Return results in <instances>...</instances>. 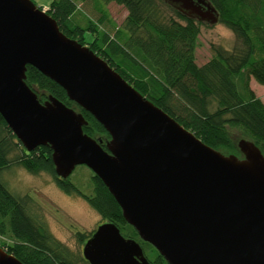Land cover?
Here are the masks:
<instances>
[{
  "label": "water",
  "instance_id": "1",
  "mask_svg": "<svg viewBox=\"0 0 264 264\" xmlns=\"http://www.w3.org/2000/svg\"><path fill=\"white\" fill-rule=\"evenodd\" d=\"M202 22L209 0H164ZM27 65L62 86L111 139L84 132V115L53 95L40 101ZM0 113L28 151L49 146L55 171L87 165L140 238L169 264H264V154L239 138L224 154L141 94L89 46L68 37L33 0H0ZM89 264H152L141 244L104 221L82 249ZM0 264H24L0 245Z\"/></svg>",
  "mask_w": 264,
  "mask_h": 264
},
{
  "label": "trees",
  "instance_id": "2",
  "mask_svg": "<svg viewBox=\"0 0 264 264\" xmlns=\"http://www.w3.org/2000/svg\"><path fill=\"white\" fill-rule=\"evenodd\" d=\"M209 1L218 10L219 22L235 33L237 43L231 49L215 47L214 56L201 66L196 63L195 49L205 22L183 14L164 0H100L122 5L128 11L114 34L99 25L110 22L103 7L98 8L99 23L78 16L76 0H51L47 13L63 33L89 46L141 94L210 147L242 157L237 141L247 138L264 154V101L250 86L251 78L264 85V0ZM87 32L93 37L91 41L86 40ZM26 82L40 101L53 95L81 112L88 121L84 132L107 148L110 134L91 113L70 100L62 86L31 65H27ZM16 149L18 154L11 158ZM14 163L34 174L50 173L63 192L84 198L103 222L115 223L125 237L136 239L152 264H169L126 221L100 177L92 172L93 194L83 192L70 176L60 178L51 148L26 150L0 113V171ZM94 231L78 233L79 242L84 244ZM0 235L13 241L0 245L24 264H89L52 237L29 214L25 199L12 193L1 179Z\"/></svg>",
  "mask_w": 264,
  "mask_h": 264
},
{
  "label": "rangeland",
  "instance_id": "3",
  "mask_svg": "<svg viewBox=\"0 0 264 264\" xmlns=\"http://www.w3.org/2000/svg\"><path fill=\"white\" fill-rule=\"evenodd\" d=\"M36 5L47 11L51 0H33ZM79 6V17L82 15L99 23L101 13L99 7L106 9L110 22L99 23L101 29L114 34L127 15V9L110 2L103 4L100 0H76ZM101 4V5H100ZM168 9L167 7H165ZM169 10V9H168ZM92 35L86 33V40L91 41ZM237 43L235 33L223 23L205 22L197 38L195 60L201 66L214 56L215 47L231 49ZM250 86L256 95L264 101V85L251 78ZM18 151H13L14 157ZM93 171L87 165H78L70 175L72 180L86 194L94 193L92 181ZM0 179L9 190L25 199L29 214L46 230L65 246L75 257L83 256V244L79 242L78 233L89 234L103 222L98 212L88 202L78 195H68L56 184L54 177L48 172L31 173L19 164H11L0 171ZM0 242L6 245L13 241L0 235ZM85 264V263H82Z\"/></svg>",
  "mask_w": 264,
  "mask_h": 264
}]
</instances>
